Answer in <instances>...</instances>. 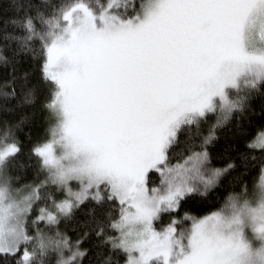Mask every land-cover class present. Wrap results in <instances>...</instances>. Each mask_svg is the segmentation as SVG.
Segmentation results:
<instances>
[{
    "label": "snow or ice",
    "instance_id": "1",
    "mask_svg": "<svg viewBox=\"0 0 264 264\" xmlns=\"http://www.w3.org/2000/svg\"><path fill=\"white\" fill-rule=\"evenodd\" d=\"M0 264H264V0H0Z\"/></svg>",
    "mask_w": 264,
    "mask_h": 264
},
{
    "label": "trees",
    "instance_id": "2",
    "mask_svg": "<svg viewBox=\"0 0 264 264\" xmlns=\"http://www.w3.org/2000/svg\"><path fill=\"white\" fill-rule=\"evenodd\" d=\"M254 104H255V106H256V108H257V111H259V101H254ZM41 130H42V129H41ZM224 135H225V133H224V131L222 130V132H221V138H220V140L218 141V143L222 144V143L224 142ZM22 138H23V137H22ZM214 155H215V153H214ZM218 162H219L218 159H214V163H218ZM29 178H30V175H29ZM246 179H248L249 181H251V177H246ZM21 182H23V181H21ZM216 206H218V205L212 204L211 200H209V202H208V206L205 207V208L203 209V212L211 211L212 208H213V207H216ZM203 212H202L201 214H203Z\"/></svg>",
    "mask_w": 264,
    "mask_h": 264
}]
</instances>
